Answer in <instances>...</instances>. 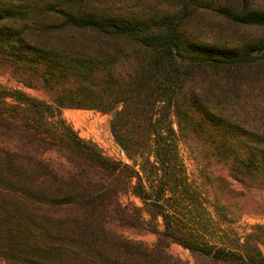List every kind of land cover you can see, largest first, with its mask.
<instances>
[{
	"label": "trees",
	"instance_id": "1",
	"mask_svg": "<svg viewBox=\"0 0 264 264\" xmlns=\"http://www.w3.org/2000/svg\"><path fill=\"white\" fill-rule=\"evenodd\" d=\"M0 68L52 98L0 85V264H264V223L216 232L181 152L264 187V0H0ZM65 108L110 113L129 162Z\"/></svg>",
	"mask_w": 264,
	"mask_h": 264
},
{
	"label": "rangeland",
	"instance_id": "2",
	"mask_svg": "<svg viewBox=\"0 0 264 264\" xmlns=\"http://www.w3.org/2000/svg\"><path fill=\"white\" fill-rule=\"evenodd\" d=\"M0 85L11 89H22L32 96L51 101V96L43 90L26 87L9 70L0 68ZM69 112V113H68ZM63 117L78 134L92 140L102 151L115 159L129 162L125 152L116 143L110 128V113L96 110L65 108ZM181 152L186 163L190 181L200 190L201 201L207 206L217 231L237 235L240 238L256 223H264V187H245L229 177L225 167H203L195 159L189 143L181 141ZM138 205L139 198L132 197ZM159 228L163 229L162 221ZM131 237L149 244L156 242L158 234L149 230L129 232ZM173 254L188 260L191 264H203L202 259L193 255L178 243H171Z\"/></svg>",
	"mask_w": 264,
	"mask_h": 264
},
{
	"label": "bare ground",
	"instance_id": "3",
	"mask_svg": "<svg viewBox=\"0 0 264 264\" xmlns=\"http://www.w3.org/2000/svg\"><path fill=\"white\" fill-rule=\"evenodd\" d=\"M69 113V112H68Z\"/></svg>",
	"mask_w": 264,
	"mask_h": 264
}]
</instances>
